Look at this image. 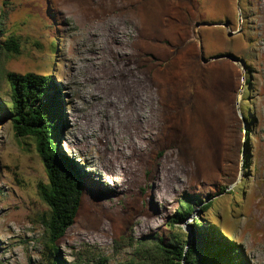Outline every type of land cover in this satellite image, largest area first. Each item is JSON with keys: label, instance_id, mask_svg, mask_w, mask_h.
<instances>
[{"label": "rangeland", "instance_id": "rangeland-1", "mask_svg": "<svg viewBox=\"0 0 264 264\" xmlns=\"http://www.w3.org/2000/svg\"><path fill=\"white\" fill-rule=\"evenodd\" d=\"M46 1L0 0V21L21 46L5 70L52 77L55 151L85 177L78 216L57 246L60 259L129 263L136 241L164 234L179 199L195 188L212 195L204 201L212 207L195 206L175 227L190 236L194 219L204 226L216 219L243 264H264V0ZM200 47L205 58L219 59L203 64ZM134 77L150 81L152 112L143 109L140 119L151 122L150 134L134 129L130 99L113 90ZM7 93L0 80V264H51L39 223L47 212L38 193L48 184L45 166L34 140L15 136ZM67 122L73 130L64 137ZM238 122L252 132L244 143L240 130L243 146L235 149ZM215 178L221 194L195 187Z\"/></svg>", "mask_w": 264, "mask_h": 264}, {"label": "trees", "instance_id": "trees-1", "mask_svg": "<svg viewBox=\"0 0 264 264\" xmlns=\"http://www.w3.org/2000/svg\"><path fill=\"white\" fill-rule=\"evenodd\" d=\"M46 3H48L46 0H40L41 5L45 6ZM45 13L48 16L49 13L47 11ZM52 40L55 41V38ZM20 47L17 38L5 36L0 21V80H4L8 86L9 100L5 102L7 115L16 137H29L34 140L48 178L46 186L41 184L38 186L39 197L47 207V212L39 218V223L43 227L41 238L43 253L51 264H65L60 259L57 246L78 216L85 177L63 153L60 155L55 151L58 147V104L54 94H49V90L54 89L52 77L49 74L35 73L20 75L5 70V63L20 55ZM49 51L54 57L56 49L52 47ZM246 81L245 85L249 91L250 80ZM247 105L242 106L243 117H245L243 110ZM0 108L4 110L2 106ZM249 121L251 124L254 122L253 118H249ZM240 124L241 122H238L236 127V140L233 146L235 149L243 146L239 140L240 130H243L244 143L250 141L252 132L251 127L247 125L241 127ZM243 159L242 168H245L249 159L247 153L243 155ZM229 177L227 181L231 184L236 180L237 172ZM219 181V178H215L208 180L206 184L197 182L195 187L208 186L221 194L225 186L219 185ZM211 196L208 194L202 197L195 193V188L183 195L179 199L177 209L165 223L164 234L156 233L137 240L134 257L127 264H243L238 248L230 240L231 237L223 228L218 231V220L215 219L204 226L202 220L194 219L190 236L175 227L190 218L195 206L200 207V212L206 213L212 207V202L204 201L210 200ZM223 234L227 235V239Z\"/></svg>", "mask_w": 264, "mask_h": 264}, {"label": "bare ground", "instance_id": "bare-ground-1", "mask_svg": "<svg viewBox=\"0 0 264 264\" xmlns=\"http://www.w3.org/2000/svg\"><path fill=\"white\" fill-rule=\"evenodd\" d=\"M92 80L94 83V88H96L97 85L99 88L102 87L101 83L97 77H95V76L92 77ZM149 83H150V81H148L145 78L139 79L138 77H134V79L130 83L128 81H125V82L120 81V82H117L116 84H114V86H113V90H115V92H117L118 95L121 96L122 94H124L125 96L128 97V99H130V104L132 105L131 106L132 107L131 117H132V124L134 126V129L138 132H140V131L146 132V134L147 133L150 134L151 126H152L151 122L148 120L147 124L145 125V122H144V126H143V123L141 122L140 119H141V113H142L143 109H144L146 114L152 112V106H153L152 101L153 100H152V93H151L149 85H148ZM88 92L89 91H87V93ZM142 96H144L143 99H142ZM145 115H143V116H145ZM72 128H73V126H72L71 122H70V124H69V122H67L66 127H64V129L62 130L61 133L65 137L66 134H69L70 131L73 130Z\"/></svg>", "mask_w": 264, "mask_h": 264}, {"label": "water", "instance_id": "water-1", "mask_svg": "<svg viewBox=\"0 0 264 264\" xmlns=\"http://www.w3.org/2000/svg\"><path fill=\"white\" fill-rule=\"evenodd\" d=\"M215 26H222L224 28H227V24H209V23H201V22H196L194 24V27L195 28H199V27H215ZM241 29L239 28L238 30H236L235 32H228L227 33V37H232L233 35H237V34H240L241 33ZM227 59H229L230 61H232L233 63H238L239 60L233 56H225ZM215 59H219V58H211V59H207L203 56V52H202V48L200 47V61L203 63V64H207L209 61L211 60H215Z\"/></svg>", "mask_w": 264, "mask_h": 264}]
</instances>
